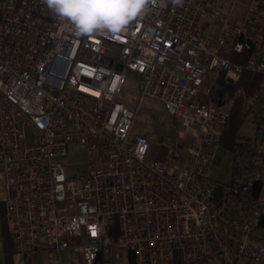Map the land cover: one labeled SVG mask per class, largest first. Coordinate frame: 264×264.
Here are the masks:
<instances>
[{
  "label": "built area",
  "instance_id": "2783aa9c",
  "mask_svg": "<svg viewBox=\"0 0 264 264\" xmlns=\"http://www.w3.org/2000/svg\"><path fill=\"white\" fill-rule=\"evenodd\" d=\"M246 47L245 63L230 58ZM245 70L263 91L264 0H155L120 33L80 36L43 0H0V204L17 249L76 246L84 264L99 252L101 264H264V107L255 133L225 148L234 97L212 95ZM233 95L247 99L243 86ZM147 97L181 128L154 159L132 135ZM75 142L87 170L71 173L62 157ZM223 149L225 180L211 173Z\"/></svg>",
  "mask_w": 264,
  "mask_h": 264
},
{
  "label": "rangeland",
  "instance_id": "374dc122",
  "mask_svg": "<svg viewBox=\"0 0 264 264\" xmlns=\"http://www.w3.org/2000/svg\"><path fill=\"white\" fill-rule=\"evenodd\" d=\"M247 1V0H244ZM246 6L241 3L236 7L235 16L241 18L245 12ZM208 17L201 20V26L204 30H209L212 23ZM221 77V76H220ZM219 77V85L214 88L213 96L219 99L220 94H223V100L227 98H233V104L238 99L241 98L245 102V105L249 108V112L244 116L242 123L239 125L237 134L238 135H253L257 127V111H260L261 107H264V90L260 93L255 92L252 95L247 94V99L242 95H233L236 87L232 89L230 87L223 85L222 80ZM208 85V83H206ZM137 81L135 76L129 74L128 82L124 89V100L129 101L131 93L136 90ZM227 87V88H224ZM247 92V91H246ZM232 104V106H233ZM184 132V130H182ZM133 136H144L151 141V149L148 153L149 159H154L155 157H161L163 154V149L160 147L159 141L161 138L176 137L181 135V128L175 127L173 118L167 112L164 103L158 99L147 97L142 102L139 108V114L135 119L133 128ZM225 148H229L224 146ZM222 161L219 164L213 165L211 173L213 176L219 179H227L230 172V162L229 153L223 149L221 151ZM63 160L68 164L69 171L71 173L82 172L87 170V153L85 150L79 147V144L75 142L69 148V152L62 157ZM2 179H0V190L2 187ZM2 217V205L0 204V225ZM127 258L124 257L123 264H127Z\"/></svg>",
  "mask_w": 264,
  "mask_h": 264
},
{
  "label": "clouds",
  "instance_id": "9594fccd",
  "mask_svg": "<svg viewBox=\"0 0 264 264\" xmlns=\"http://www.w3.org/2000/svg\"><path fill=\"white\" fill-rule=\"evenodd\" d=\"M155 0H43L56 17L67 20L77 36L125 30ZM180 4L182 0H171ZM164 4V0H161Z\"/></svg>",
  "mask_w": 264,
  "mask_h": 264
},
{
  "label": "trees",
  "instance_id": "16d2710c",
  "mask_svg": "<svg viewBox=\"0 0 264 264\" xmlns=\"http://www.w3.org/2000/svg\"><path fill=\"white\" fill-rule=\"evenodd\" d=\"M250 48H245L242 52H232L230 54V58L234 62L245 63L249 57ZM223 76L220 77L222 80ZM261 79V74L257 72H252L245 70L242 73L241 79L238 84L234 87L243 86L247 91V94L250 96L257 92L259 82ZM224 85V84H223ZM225 86V85H224ZM227 88V87H224ZM231 89L233 87H230ZM221 95V94H220ZM249 112V108L245 105V102L238 98L233 106L230 109V115L228 122L226 124L225 130L221 137V144L223 146L231 148L234 144V140L236 138L237 130L239 125L242 123L244 116ZM163 156V154H162ZM2 205V226H3V241L6 242L7 246L11 245L10 231L7 223V219L5 216V206L4 203L1 202ZM130 264H134L133 258L130 260Z\"/></svg>",
  "mask_w": 264,
  "mask_h": 264
},
{
  "label": "crops",
  "instance_id": "0c3cea01",
  "mask_svg": "<svg viewBox=\"0 0 264 264\" xmlns=\"http://www.w3.org/2000/svg\"><path fill=\"white\" fill-rule=\"evenodd\" d=\"M214 29L215 26L212 24L209 30ZM0 235L3 237L2 223L0 225ZM10 238L11 245L7 246L4 242L3 250H0V264H84L81 252L76 246L56 252L48 248L23 252L17 249L11 234Z\"/></svg>",
  "mask_w": 264,
  "mask_h": 264
},
{
  "label": "water",
  "instance_id": "95a60500",
  "mask_svg": "<svg viewBox=\"0 0 264 264\" xmlns=\"http://www.w3.org/2000/svg\"><path fill=\"white\" fill-rule=\"evenodd\" d=\"M119 67L122 69L123 66L121 64H119ZM101 258H102V253L99 252L97 263L101 264Z\"/></svg>",
  "mask_w": 264,
  "mask_h": 264
}]
</instances>
